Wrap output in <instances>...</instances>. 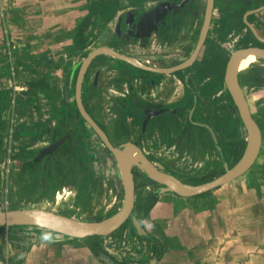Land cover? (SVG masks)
I'll return each instance as SVG.
<instances>
[{
  "label": "flooded vegetation",
  "instance_id": "flooded-vegetation-1",
  "mask_svg": "<svg viewBox=\"0 0 264 264\" xmlns=\"http://www.w3.org/2000/svg\"><path fill=\"white\" fill-rule=\"evenodd\" d=\"M83 9V18L62 28L59 74L46 75L48 84L40 82L45 78L40 66L47 65L46 60L42 58V63L35 54L23 60L32 65L31 70L26 65L20 76L28 83L27 91L33 95L44 91L47 97L36 96L35 102L24 97L21 117L15 106L11 118L15 132L8 147L14 154L9 159L12 166H5L7 180L9 174L11 190L24 191L19 196L32 200V207L44 208L61 197L59 213L97 220L110 215L111 206L118 204L117 209L123 199L119 161L112 148L125 156L140 155L147 163L132 162L129 169L134 195L131 214L141 230L127 217L112 232L95 235L92 240L99 245L90 242L89 248L99 264H158L163 253L161 240L176 238L177 227L170 225L173 235L166 231L169 222L175 223L182 215L180 206L194 204L199 207L194 209L204 210L200 199L211 190L200 196L195 195L202 193L179 195L164 190L165 184L149 177L144 168L182 183L198 184L220 174L224 163L230 167L240 157L244 135L223 75L235 50L264 49V0H90ZM205 17L207 27L196 48ZM99 46L123 58L112 52L94 55L76 88L80 59ZM241 62L237 82L261 134L250 167L259 166L264 163L256 162L264 146V58L239 70ZM76 89L90 122L79 112ZM8 116L7 108H0V156ZM58 139L51 151L39 154ZM2 167L0 160V175ZM1 182L0 176V186ZM157 205L166 213L158 211L150 218L148 211ZM81 211L88 216L82 218ZM44 232L50 231L1 227L6 247L0 246V264H21L34 251L41 259L53 254H57L53 258L62 257V247L59 251L56 247L69 240L35 241ZM40 244H55L54 250L40 248Z\"/></svg>",
  "mask_w": 264,
  "mask_h": 264
},
{
  "label": "rangeland",
  "instance_id": "rangeland-1",
  "mask_svg": "<svg viewBox=\"0 0 264 264\" xmlns=\"http://www.w3.org/2000/svg\"><path fill=\"white\" fill-rule=\"evenodd\" d=\"M64 1L65 0H62V6H65L63 3ZM86 1L88 0H82L81 2L84 3ZM72 8H74V5ZM105 10L106 9H102L101 11L104 12ZM64 12L65 11L62 12V18L65 16ZM84 12L85 11L80 12V10L77 11V9H75L74 11L68 13L67 18L75 20L78 16L82 15L81 13ZM11 13L0 9V71H2L1 73H6L4 77H6L5 79L7 80L10 79V77L13 78L15 73H18L15 64L16 61H13V59L12 61L9 60L13 50L10 38H12L11 35H16L15 28L12 29L8 23L9 20L13 18ZM23 30L26 31V28ZM39 30V27H35V32L33 34H41ZM52 31L53 30L51 29L47 30L45 35H48ZM18 34H20V32ZM43 51V54L38 53L36 54V57L41 55L42 58H44V54H53L51 57L53 58L51 60L52 63H48L49 65L47 64L48 66L45 67L47 70H45V74L48 76L58 75L59 69H57V67L61 65L60 54L62 53V45L59 46L58 49H53L49 46ZM11 81L12 80H10V82ZM4 86L6 85H3L0 81V89H3ZM12 87L14 88L15 84L12 85ZM12 87L8 88L10 89ZM6 90L8 92L10 91L8 89ZM16 102V94L11 93L10 103L7 108V113L9 116L7 117L6 123L3 124L5 129L3 134L5 141L3 140V142L5 145L0 156L1 166H3L1 169L2 173L0 175L1 181H3V183L1 182L2 185L0 186V210L33 206L31 204L32 200L28 201L27 198H20L19 193L22 194L24 191H18L19 193H17L11 190L10 183L8 181L9 174L7 180V171L5 170V166H12L10 165L11 163L9 161L6 165V160L7 158L8 160L13 158L14 154V152H8V147L10 142L9 138L11 139V136H14L15 132V124L11 122V118L13 116V111H15ZM261 127L263 130V126ZM262 136L264 145L263 131ZM11 149L13 150V144H11ZM263 161L264 146L262 147L261 155L258 156L256 162L261 163ZM60 162L61 161H58V163ZM60 166H62V162ZM254 167L257 166L252 165L245 173L236 177L234 180L217 186L208 194L202 196L200 201L204 203V210L201 209L202 207L200 209H194L199 208L198 206H193L194 204L191 205L192 207L190 208H184V206H180L179 214L182 212V215L178 217L179 219H177L175 223L171 224V222H169V228L167 231L169 234L173 232V230L170 228V225L177 227L176 240L178 244L182 245V247L173 248L168 244H165L158 264H264V188H260L258 192L253 186L254 182L251 180L252 178L250 176L254 171H251ZM24 175L27 176L28 172H26ZM27 187H30V185ZM200 195H203V193L195 196ZM60 198L55 200V204H46L44 208L52 209L58 212V207L60 206L59 204L62 202ZM191 200L193 199H188V201ZM117 206L118 204H114L111 206V210L115 211ZM166 209L168 208L166 207ZM158 211L160 214L166 213L163 206H151L150 211H148V213H150V218L156 217V213ZM78 213L82 215V218L87 215V212L84 213L83 211ZM173 219L175 220L176 218L174 217ZM145 223L148 224V221L146 220ZM148 228H150L149 224ZM94 237L95 236L91 235L81 239H75L74 241L69 240L62 242V244L56 247V250L59 251V246H61L62 251L65 252V249H70L71 245H79V242H95L92 240ZM166 239H168L169 242L171 241V237H166ZM166 239L165 241L168 243ZM72 242L74 243L72 244ZM89 242H87V245L91 244L92 246V243ZM0 246L1 248L6 247L3 237H0ZM44 246L50 250H54L53 248L55 244L38 245L40 248ZM8 250L10 251V249ZM67 254V257L65 258L63 255L62 257L57 256V258H53L56 257L57 254L50 255V258L52 259L46 260L47 264H95L93 259L84 262L81 261L80 256L76 255L71 250H68ZM58 258H62L60 259L62 262ZM26 259L27 260H24L21 264H30V259ZM34 263L35 262L31 264Z\"/></svg>",
  "mask_w": 264,
  "mask_h": 264
},
{
  "label": "water",
  "instance_id": "water-1",
  "mask_svg": "<svg viewBox=\"0 0 264 264\" xmlns=\"http://www.w3.org/2000/svg\"><path fill=\"white\" fill-rule=\"evenodd\" d=\"M207 27L206 17L201 26L199 38L196 43V48L200 45ZM100 52H112V54L123 58L122 55L114 53L111 49L105 46H99L90 50L86 56L80 59L79 71L77 76L76 88H78L79 77L84 66L90 61V59ZM248 54L257 55L264 58V49L257 48H245L237 49L231 53L228 58L223 81L227 93L233 101V105L236 107L239 119L241 121V130L244 135V148L240 157L230 166L227 167L223 164V171L211 178L208 181L198 184H186L176 179H170L166 176H159L156 172H150L148 168H144L149 177L161 181L165 184L164 190L172 191L179 195L189 196L193 194L202 193L208 190H212L215 187L222 185L235 177L244 173L257 157L260 145L261 134L257 123L251 117L248 105L242 93V90L237 82V69L238 62L241 58ZM191 58V57H190ZM182 65V64H181ZM75 96L76 103L80 114L84 119L90 122L87 114L84 112L80 105L78 97V89ZM94 126V125H93ZM96 128V127H95ZM61 139L52 142L48 147L39 152L47 153L51 151ZM112 151L118 158V171L117 174L121 180L123 188V199L120 206L110 215L97 219V220H84L73 218L62 213L56 212L50 209H43L38 207H17L13 209L0 210V227L8 226H22L27 230H47L54 233L55 241H65L71 239H80L91 235H105L115 230L127 217L133 221L134 226L140 229V225L131 214L133 207L134 195H133V181L130 173L129 166L132 162L142 160L145 164L146 161L140 155H134L132 157L125 156L120 153L118 149L112 148ZM147 163V162H146ZM32 235H35L33 233ZM34 241V240H33ZM35 241H42L40 238ZM25 244H28L25 242Z\"/></svg>",
  "mask_w": 264,
  "mask_h": 264
},
{
  "label": "crops",
  "instance_id": "crops-1",
  "mask_svg": "<svg viewBox=\"0 0 264 264\" xmlns=\"http://www.w3.org/2000/svg\"><path fill=\"white\" fill-rule=\"evenodd\" d=\"M81 1L65 0L63 2L65 6H62V0H0L1 10H6V12L8 13L13 12L11 13L13 18L9 20L8 23L10 24L9 26L12 27V29L15 28L16 35L14 34L11 35L12 38H10V42L12 43L13 50H12L10 59L9 58L8 59L10 61H12V59L13 61H16L15 64L18 70V73L17 74L15 73L13 75V78L10 77V79L8 80L5 79L6 77H4L6 73L5 72L1 73L2 71H0V76H2L0 77V81L2 82L3 85L4 84L6 85L4 86L3 89L6 88L10 90L8 92V97H6V100L9 99V101L8 102L5 101L6 104L10 103V94L11 93L16 94L17 102H16V112L15 113L17 117L19 116L21 117L22 115H24L25 102H26L24 97L29 96L30 100H34V102L36 101V96L39 99H43L47 97L44 94V91H42V93L40 91H37L38 88L37 89L34 88V91L35 92L37 91L35 95H33L30 92V90L27 91L28 83L24 77L22 78L20 76L22 75L21 74L22 72L23 73L26 72V68H25L26 65L30 67V70L32 69V65L28 61L23 62V60H25L29 55H33V54L36 55L38 53L43 54L44 52L43 50H45L49 46L52 47L53 49H56V48L58 49V47L62 45V28H64V25H67V27H69L70 24L74 21L73 19L72 20L70 19L71 22L68 23L67 21V19H69L67 18L68 13L74 11L75 9H77V11L80 10V12H82L84 11L83 7L85 6V4H88L90 2V0L84 3ZM73 5L75 9L72 8ZM63 11H65L64 18H62ZM81 14L84 15L83 13ZM82 15H80L81 17L78 16L76 19H81L83 17ZM6 18L9 19L8 17ZM35 27L40 28L39 31L41 34L39 33L33 34L35 32ZM25 28H26V31L23 30ZM49 29L53 31L50 32L48 35H45L46 31ZM19 32L20 34H18ZM52 55H53L52 53L44 54L45 57L43 58V60H46V64L52 63L51 61L53 59L51 58ZM39 56H37L38 59L42 58V56L41 57ZM43 62L44 61H42V63ZM48 65L42 64L40 66V68H42L43 73H45V70H46L45 67H47ZM23 68L25 69V71H23ZM28 71H29V68H28ZM39 72L41 73L40 69H39ZM45 77H46V74H45ZM10 80H12L13 82L12 81L10 82ZM49 82H50V79H46V83L48 84ZM14 84H15V87L13 88L12 85ZM8 87H12V88L9 89ZM14 89H17V90H14ZM38 93H41V95ZM4 132H5V129L2 131V133L4 134ZM166 232L168 233V231ZM174 233L177 234V232H174ZM174 233H172V235ZM161 241L163 243V240ZM87 242L82 241V242H79L80 243L79 245H71L70 249H65V252L62 251L63 252L62 255L64 256V258L67 257L68 255L67 251L71 250L76 255L80 256L81 261L84 262V261L93 259L94 263L98 264L97 261L95 260V255L93 253L91 254L92 251L89 248L91 244L87 245ZM73 243L74 242H72V244ZM165 244H168V243H166L165 241ZM33 248L34 246L32 247V249ZM29 256H28V259H30V261L33 260L32 263L35 262L34 264H44V263L47 264L46 259H49V260L52 259V258H47L48 256L45 259H41L38 256V252H35V251L33 253L30 252ZM24 260H27V259L24 258ZM60 261L62 262V260Z\"/></svg>",
  "mask_w": 264,
  "mask_h": 264
},
{
  "label": "trees",
  "instance_id": "trees-1",
  "mask_svg": "<svg viewBox=\"0 0 264 264\" xmlns=\"http://www.w3.org/2000/svg\"><path fill=\"white\" fill-rule=\"evenodd\" d=\"M75 33L80 34V32H77V31ZM74 41H75L76 45L78 46V38L77 37H74ZM46 79H47V76L40 80V82H42V85L46 84ZM4 92H5V94H4ZM5 96L8 97V91L6 90V88L0 89V100H1V103H0L1 107L0 108H2V107L7 108L9 106V103L6 104V102H8L9 99L6 100ZM0 124H1V121H0ZM251 171H253L252 175L250 176L252 178L251 180L254 182L253 186L259 192L260 188H264V163L260 164L257 167H254ZM96 237L97 236H95L94 238H96ZM165 239H166V237L163 239V244L161 243L162 247H164V245H165ZM97 240H98V238H97ZM166 240L168 241V239H166ZM170 240H171L170 242L168 241L169 246H171L173 248H181L182 247V245L177 243V240L174 236ZM93 245L95 246V245H99V244L97 242L96 243L93 242Z\"/></svg>",
  "mask_w": 264,
  "mask_h": 264
},
{
  "label": "bare ground",
  "instance_id": "bare-ground-1",
  "mask_svg": "<svg viewBox=\"0 0 264 264\" xmlns=\"http://www.w3.org/2000/svg\"><path fill=\"white\" fill-rule=\"evenodd\" d=\"M262 58L263 57H259L257 55H253V54H248V55L244 56L243 58H241L239 60V62L242 61L240 64L239 70L246 68L248 66V64H250L251 61H260ZM140 167H142V166H140Z\"/></svg>",
  "mask_w": 264,
  "mask_h": 264
},
{
  "label": "clouds",
  "instance_id": "clouds-1",
  "mask_svg": "<svg viewBox=\"0 0 264 264\" xmlns=\"http://www.w3.org/2000/svg\"><path fill=\"white\" fill-rule=\"evenodd\" d=\"M40 239L45 243H52L55 241V237L53 236L51 232L42 233V235L40 236Z\"/></svg>",
  "mask_w": 264,
  "mask_h": 264
},
{
  "label": "built area",
  "instance_id": "built-area-1",
  "mask_svg": "<svg viewBox=\"0 0 264 264\" xmlns=\"http://www.w3.org/2000/svg\"><path fill=\"white\" fill-rule=\"evenodd\" d=\"M6 43H8V42H6ZM8 161H9V160H8V158H7V160H6V165H7Z\"/></svg>",
  "mask_w": 264,
  "mask_h": 264
}]
</instances>
